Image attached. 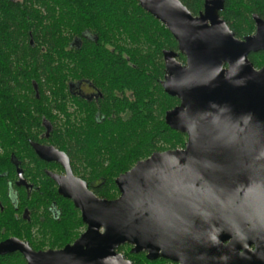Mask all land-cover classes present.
Masks as SVG:
<instances>
[{
	"label": "water",
	"instance_id": "obj_1",
	"mask_svg": "<svg viewBox=\"0 0 264 264\" xmlns=\"http://www.w3.org/2000/svg\"><path fill=\"white\" fill-rule=\"evenodd\" d=\"M225 4L204 0L194 16L180 0H139L177 42L178 52L163 51L161 85L180 102L165 123L187 136L185 148L138 162L116 179L119 198L106 200L74 175L66 153L31 142L41 160L64 169V176L47 175L86 231L58 251L8 239L0 256L19 252L27 264H132L117 253L128 244L148 260L264 264V67L249 60L264 52V20L254 15L255 33L238 39L221 18ZM22 174L19 187L27 186Z\"/></svg>",
	"mask_w": 264,
	"mask_h": 264
},
{
	"label": "trees",
	"instance_id": "obj_2",
	"mask_svg": "<svg viewBox=\"0 0 264 264\" xmlns=\"http://www.w3.org/2000/svg\"><path fill=\"white\" fill-rule=\"evenodd\" d=\"M180 1L194 16L203 12L204 0ZM225 1L221 18L235 36L252 35L253 16L264 19V0ZM77 40L81 45L74 44ZM164 50L177 52V42L139 0H0V174L10 167L15 180L12 155L36 165L40 190L30 209L56 200L62 210L59 220L48 214L44 222L34 220L43 235L58 236L52 247L71 244L85 226L72 202L45 176L46 165L30 143L66 153L74 174L97 197L114 200L120 175L154 153L185 148L187 136L165 123L166 113L180 102L161 85ZM249 60L264 67V52ZM178 61L186 60L179 54ZM80 81L92 82L102 98L91 103L76 98L69 84ZM44 123L52 127L49 139ZM7 185L0 177V196ZM17 207H11L8 224L15 236L31 241L33 228L15 219ZM0 264L25 262L13 253L0 257Z\"/></svg>",
	"mask_w": 264,
	"mask_h": 264
},
{
	"label": "flooded vegetation",
	"instance_id": "obj_3",
	"mask_svg": "<svg viewBox=\"0 0 264 264\" xmlns=\"http://www.w3.org/2000/svg\"><path fill=\"white\" fill-rule=\"evenodd\" d=\"M255 30H256V27H255ZM69 91L71 93H73L76 98H79L80 100L85 99L90 103L93 101L98 102L99 98H102L98 89L90 81H88V82L87 81H80L77 83H70L69 84ZM44 126L46 127L47 130L44 132L43 136L46 139H49L50 132L52 131V127L49 123H44ZM36 143H39V142H36ZM39 144L45 145V146H52L50 144H44V143H39ZM34 153H35V151H34ZM35 155H36V153H35ZM36 157L38 158V160L41 163L46 165L43 169L44 174L53 183H54V181L47 175V172H50V173H53L56 175H61V176L65 175V171L59 163H55V162L48 163V162L41 160L37 155H36ZM70 163H71V160H70ZM9 164L11 165V167L13 166L14 172H15V178H14L15 180L13 181V183L11 180L12 174H11V168L10 167L7 168L8 171H5V172L0 174V177H5L6 184H8L7 190L4 193H1V196H0L1 197L0 198V221H5L3 223V225L0 226V232L2 233V235H0V243L6 241L8 239L17 238L22 242L28 243L29 246L32 248V250H34L36 252L48 251V250L58 251V250L64 249L67 245L64 246L63 248L48 247L47 250H41V249L36 248L35 245L30 240H28L27 238L22 240L16 236H11V235L9 236V234H11V228L8 224L9 223L8 221L12 220L13 214L10 212V210H11V207H13L14 205L19 206V207L15 208V211H16L14 214L15 219H17L18 221H20V219H22V220L26 221V223H28L31 226V228H33L32 232H31V236H32L31 239L36 238L35 237L36 234L37 235L40 234V236L43 234V233H41L42 231L40 232V230H39L40 229L39 225L34 223V220H37V218H40L41 222H44V220H45L44 216H46L47 214L50 218H52L54 220H59V217H61V214H62V210L59 206V202L56 200H53L47 208L40 206L39 209H37V210H31L30 206L34 202L33 196L36 192H38L40 190V187L38 186V184L40 182V178L38 175V170H35V168H37V167L35 164H31L28 160L26 162H22L20 160H17L14 158L13 155H12L11 159H9ZM28 168H30L29 172H28ZM71 168H72V166H71ZM19 169L22 171L23 179L25 180L26 185L28 187L27 186H21V187L17 186V183L19 181V175H18ZM73 173H74V171H73ZM55 187H56L57 193H58V187L56 184H55ZM3 195H4V198H3ZM24 197H26V201L22 200ZM65 200H67V199H65ZM68 201H70V200H68ZM84 226H85L84 230L86 231V225L84 224ZM33 232L35 234H33ZM5 235H7V236H5ZM75 241H73L71 244H68V245H72ZM31 243L34 246H32ZM133 249H134L133 246L125 244V245H122L118 248L117 253L119 255L123 256L125 258V260L130 261L132 264H144V263L145 264H153V263H156V264H178V263H174L170 260H166L163 258H159L156 260H148V258H147L148 253L146 251H142L140 253L135 254V253H132ZM16 253H18L20 256H22L19 252H16ZM6 255H9V254H5L3 256H6ZM3 256H0V257H3ZM22 258H23L25 264H27V262L23 256H22ZM143 260H144V262H142Z\"/></svg>",
	"mask_w": 264,
	"mask_h": 264
},
{
	"label": "rangeland",
	"instance_id": "obj_4",
	"mask_svg": "<svg viewBox=\"0 0 264 264\" xmlns=\"http://www.w3.org/2000/svg\"><path fill=\"white\" fill-rule=\"evenodd\" d=\"M176 52V51H175ZM178 52V51H177ZM186 60V59H185ZM182 65H185V62L184 63H182ZM260 67H262V66H258L257 67V69H260ZM186 142H187V139H186ZM186 142H185V144H186ZM181 150V149H180ZM116 197V196H115ZM119 198V192H118V196L115 198V199H118ZM114 199V200H115ZM79 214H80V212H79ZM80 219H81V214H80ZM81 221H82V219H81ZM18 231H19V229H17ZM85 230L83 229L82 231H77V233H80V235L84 232ZM15 232L13 231L12 232V230H11V234H9V236L11 235V236H15ZM20 234H22V232H20ZM33 234H35L34 232H33ZM0 235H2V233L0 232ZM39 235V236H38ZM36 234V238H33V240H31V242L35 245V247L36 248H38V249H41V250H47L48 249V247H52V244H53V239H54V237L55 238H57L58 236H52V235H41L40 236V234ZM79 235V236H80ZM5 236H7V235H5ZM17 237V236H16ZM22 238V240H24L25 239V237L24 236H21ZM45 241V242H44ZM57 247H60V246H57Z\"/></svg>",
	"mask_w": 264,
	"mask_h": 264
}]
</instances>
